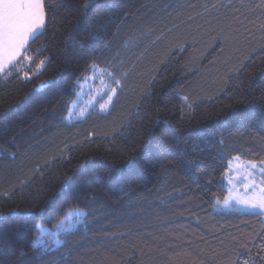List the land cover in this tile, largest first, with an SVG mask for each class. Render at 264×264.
I'll use <instances>...</instances> for the list:
<instances>
[{"label":"trees","instance_id":"obj_1","mask_svg":"<svg viewBox=\"0 0 264 264\" xmlns=\"http://www.w3.org/2000/svg\"><path fill=\"white\" fill-rule=\"evenodd\" d=\"M217 2L100 0L84 11L83 0H71L72 14L65 19L61 9L19 57L30 78L12 69L0 80V239L24 248L25 264H52L62 254L63 264H165L168 249L183 264H241L246 253L233 255L231 237L253 229V244L264 237V217L213 208L227 197L223 178L233 158L264 162V111L253 103L264 89V49L245 59L241 48L222 64L214 38L197 34L208 30ZM93 62L127 71L124 89L109 112L66 123L76 81ZM149 138L150 151L176 141L183 148L185 140L200 147L183 160L147 163L144 149L131 147ZM130 158L140 172L121 181ZM74 208L88 212L87 229L61 235L66 246L56 252L30 247L36 225L54 232Z\"/></svg>","mask_w":264,"mask_h":264},{"label":"snow or ice","instance_id":"obj_2","mask_svg":"<svg viewBox=\"0 0 264 264\" xmlns=\"http://www.w3.org/2000/svg\"><path fill=\"white\" fill-rule=\"evenodd\" d=\"M98 3H100V0H83L81 7L84 11H87L94 4ZM113 7H115L114 4ZM211 7L217 11V15L205 21L208 25L206 32L202 33L197 29V34L201 36L202 40L205 37L214 38L213 42L220 49L222 64L228 65L233 63L237 59L235 54L241 48L247 53L244 57L245 59H252V53L257 52L258 49H264V0H218ZM72 8L71 0H0V80L6 81L9 79L12 75V69H16L17 74H20L24 67H18V57L21 56L22 50L24 52L29 51L27 47L29 42H34L37 38L44 35L47 22L51 21L55 23L56 16L60 13L61 9L65 11L66 15L64 18L67 19V16L72 14ZM221 8L227 9V11L221 13L219 11ZM207 10L208 8L205 6V11ZM181 38L182 36H177L175 39L179 40ZM99 39L103 40L102 37ZM106 46L107 42L104 41L100 44L99 50L102 51ZM24 59L29 62L31 61V57L28 56H24ZM46 59L41 60L37 64V74L44 66ZM240 68H244L242 63L240 64ZM234 70L239 71L240 69ZM88 71L92 73V76H85L76 81L75 88H79L81 91L76 92L75 95L82 97L88 92L93 91L95 94L87 102L86 107L79 108L78 110L77 105L80 103V100L73 101L68 109V115L64 118L66 123L72 124L86 119L91 114L90 110L94 108L95 103L100 99H104V97L106 99H104L103 103L99 104V111L101 113L109 112L110 106L114 105L118 99V92L123 91V82L128 76L127 71L118 72L115 67H112L111 70L107 67L101 68L95 62L89 66ZM23 77L25 79L30 78L27 71H23ZM96 79L100 80L98 88H94V81ZM85 84L88 85L87 90H85ZM43 86L41 85V87ZM183 100L185 104L188 103L187 97H183ZM253 103L258 104L261 111H264V89H262L261 96L255 99ZM189 108H191V105H189ZM209 134H211V131H209ZM183 145L184 147L182 148L179 141L167 145L157 143L155 148L150 151L153 141L149 138L147 141L141 140L132 146L131 151L135 153L142 147L145 153L143 156L144 162L151 163L153 156L159 160L165 156L172 155L178 160H183L187 158L189 151L195 153L200 147L195 141L190 144L187 140L183 141ZM82 167L85 168V171H88L86 165H82ZM244 167L249 170L246 178L251 180V184L245 185V188L258 187L259 195L237 201L236 204L230 203L228 199H225L223 206L228 209L243 206L264 217V162L260 166L255 163H249L244 165ZM140 168L139 162L135 158H130L125 163V166L119 170L121 181L125 178L138 175ZM257 168H259L260 172L259 186L256 185L255 178V170ZM229 182L231 183V180ZM87 188L89 192L93 190V185L90 181L87 183ZM3 195L5 198H9L10 196L9 193H4ZM213 199L216 198L213 197ZM217 204L218 201L216 204H213V208H216ZM12 214L14 216L24 215L25 217L33 215L32 213L19 212H13ZM36 214L42 215V211ZM87 217L88 212L74 208L64 213V218L56 225L55 232L41 225H36L39 235L31 241L30 247L34 250H40L41 255L58 251L61 247L66 246V241L61 239V235L73 234L81 227L87 229ZM0 218H2V213H0ZM262 224H264V221H262ZM46 235L51 237L47 243L44 240V236ZM254 235H259V233H256L253 229L251 235L241 233L240 236L231 237L234 241L231 249L233 255L240 257L241 249L246 253L241 264H264V237L261 238L258 244H253L252 239ZM221 243L223 244V241ZM168 251L175 252L174 249L161 252V255L166 257L165 264H183L178 252L168 257ZM143 255H150V253H142ZM27 257L28 253L24 248L14 247L8 241L0 239V264H25ZM66 259L67 255L62 254L57 256L52 264H63V261ZM101 264H114V262L106 258ZM200 264H204V261L201 260ZM229 264H236V261L229 258Z\"/></svg>","mask_w":264,"mask_h":264},{"label":"rangeland","instance_id":"obj_3","mask_svg":"<svg viewBox=\"0 0 264 264\" xmlns=\"http://www.w3.org/2000/svg\"><path fill=\"white\" fill-rule=\"evenodd\" d=\"M89 77L92 76V73L88 75ZM83 83V81H81ZM100 86V80L96 79L94 81V88H98ZM85 90H87L88 85L85 84ZM81 91L79 88L77 89V92ZM93 92H88L86 95H83L82 97H77L75 98L74 101L80 100V103L77 105V110L79 108H84L87 105V102L90 100V98L94 95ZM106 99V97H104ZM104 99L98 100L94 108L92 110H98L99 111V104L104 102ZM72 105V104H71ZM249 163L253 162H247V161H242L241 159L237 160V157L233 158L229 163H228V168L225 171L224 178H223V187L225 188L227 192V197L226 199L229 200L230 203L236 204L237 201H241L243 199H248L250 197L258 196V187L257 188H245V185L251 184V180L247 179V173L248 169L244 167V165H247ZM256 165L260 166L262 163H255ZM243 178V179H242ZM255 178H256V185H260V172L259 168L255 170ZM231 180V183L229 182ZM224 201L222 203L217 204L216 209L217 210H223V211H232V210H237V211H242V212H253L250 211L249 209L239 206V207H233L231 209L225 208L224 206ZM66 226V225H65ZM56 231V230H55ZM54 231V232H55ZM51 237L50 236H44L45 242L50 241Z\"/></svg>","mask_w":264,"mask_h":264},{"label":"crops","instance_id":"obj_4","mask_svg":"<svg viewBox=\"0 0 264 264\" xmlns=\"http://www.w3.org/2000/svg\"><path fill=\"white\" fill-rule=\"evenodd\" d=\"M22 53H23V50H22ZM22 53H21V54H22ZM18 59H19V57H18Z\"/></svg>","mask_w":264,"mask_h":264}]
</instances>
